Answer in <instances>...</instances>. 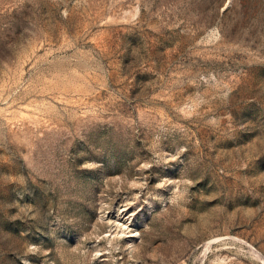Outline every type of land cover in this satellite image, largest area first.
<instances>
[{
	"label": "rangeland",
	"instance_id": "obj_1",
	"mask_svg": "<svg viewBox=\"0 0 264 264\" xmlns=\"http://www.w3.org/2000/svg\"><path fill=\"white\" fill-rule=\"evenodd\" d=\"M0 264H264V0H0Z\"/></svg>",
	"mask_w": 264,
	"mask_h": 264
}]
</instances>
